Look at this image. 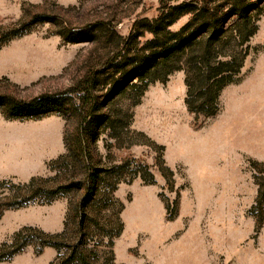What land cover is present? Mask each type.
Wrapping results in <instances>:
<instances>
[{"label":"trees","instance_id":"obj_1","mask_svg":"<svg viewBox=\"0 0 264 264\" xmlns=\"http://www.w3.org/2000/svg\"><path fill=\"white\" fill-rule=\"evenodd\" d=\"M85 1L58 9L72 13ZM119 2L124 14L114 8L109 15L83 26L70 27L67 22L58 32L66 42L89 44L84 59L78 63L82 71L67 88L29 98L0 91V114L7 120H39L56 115L75 125L69 138L63 134L64 153L47 162L54 176H33L23 183L0 181V186L10 184L9 193L0 196V217L7 209L33 202L50 204L66 197L63 229L50 233L34 226L20 227L9 241L0 243V262L32 245L36 254L44 247L57 251L49 264H117L112 246L123 228L120 212L124 203L114 192L125 179L139 177L152 184L155 178L148 165H143L140 173L129 166L128 159L104 166L96 151V141L106 131L115 141L127 135L133 113L124 107V102L130 106L138 104L150 84L164 83L176 71L184 73L187 111L195 120L215 116L222 90L239 81L238 75L250 53L249 41L264 11V0H158L156 15L144 16L143 10L135 13L123 35L117 25L134 14L133 9L142 0H135L131 9L128 0ZM39 5L42 7L43 3ZM21 10L23 14L29 11L24 4ZM43 12H31V20H41L45 17ZM183 17L186 21L178 29H171ZM9 35L4 42L10 39ZM1 81L9 83L5 77ZM132 144L136 143H128ZM159 158L158 169L172 187L174 173L165 165L162 155ZM74 164L80 166L79 178L68 173ZM248 165L257 184V195L249 209L257 233L264 218V161L249 159ZM63 170L64 178L60 180ZM176 196L172 212L164 202L167 219L177 213L179 191ZM113 207L116 210L111 215L105 214ZM101 219L107 223H101ZM101 246L105 247L102 255L98 250Z\"/></svg>","mask_w":264,"mask_h":264},{"label":"rangeland","instance_id":"obj_2","mask_svg":"<svg viewBox=\"0 0 264 264\" xmlns=\"http://www.w3.org/2000/svg\"><path fill=\"white\" fill-rule=\"evenodd\" d=\"M119 1L121 0H87L75 11L68 14L58 9V6L66 7L67 5L56 0H41V2L34 4L36 7H29L28 5L33 3L22 1L21 7L24 4V7L29 9L27 14H23L22 10L20 11L15 7L13 0L11 14L0 15V71L8 76L7 80L9 81V83L0 82V91L12 93L19 98H29L42 92H56L67 88L72 83L73 78L82 71V69H78V63L84 59L89 44L88 42H66L58 32L63 30V25L67 22L70 27L83 26L95 21L100 16H106L107 13L109 15L114 8L119 13L124 14L121 10L122 4ZM42 3L43 6L39 7V4ZM134 3L135 0H128V8H134ZM157 6L158 0H142V4L133 9L134 14L117 25V30L125 35L135 13L143 10L144 16L153 17L156 15ZM129 9L127 10L130 11ZM31 12H43L45 17L33 21L31 20ZM185 21L186 17L179 19L171 26V29H178ZM15 31L18 35L13 36L12 33ZM10 33L11 37L5 43L4 40L10 36ZM249 47L250 53L245 60L242 72L238 75L239 81L231 83L223 89L219 102L222 109L219 115L223 113L226 107L233 104V97L242 100L245 105L257 102L264 105V93H253L257 89L264 92V11L258 20V29L249 41ZM0 78L2 77L0 76ZM183 79V71H176L164 83L150 84L138 104L130 106L128 102H124V107L129 108L133 113L128 136L124 134L122 138L115 141L108 136L106 131L96 141V151L102 157L104 166L118 164L124 159H128L129 166L141 173L143 171L142 166L148 165L149 170L154 175V183H145L139 177L131 181L125 179L118 184L116 195L118 200L128 205V208L134 203L143 204L145 207L147 204L148 209L153 211L155 217L161 218V220L165 217L162 209L164 202L169 204L172 212L177 191L180 192V196L186 197L187 209L192 214L194 212L191 208L196 197L193 182L187 177L184 167L178 162V158L174 157L172 151L174 149L175 152V147L171 146L170 148L171 134L174 132L175 137L178 138L182 131L181 125L196 128L199 124L204 123L203 126H205L213 121V119H209L204 122L201 118L195 120L194 115L187 111L184 103L186 88ZM251 90L253 92L249 93ZM73 96L74 94L71 95V97ZM73 101H76L75 96ZM163 111L168 113L166 114V116L169 115L168 119L164 117ZM52 116L58 117L63 122V130L69 138L75 127L73 121L56 115ZM168 138L169 140L166 142ZM130 141H134L136 144L129 146ZM172 144L174 145V143ZM159 146H163L164 149L161 151ZM161 155L165 165L174 170L172 187L166 183L158 169ZM69 170L70 176L73 175L76 178L81 176V169L77 164L73 165V170L71 168ZM63 172L64 170L59 173L58 178L60 180L64 178ZM54 175L55 172L51 171V174L46 176L52 177ZM236 180V185L242 184L241 180ZM9 186L10 184L0 186V196L9 193ZM254 195V186L250 191H238L235 200V225L230 226L227 232H225L226 228L222 224L212 228L219 233L221 240L225 233L234 234L236 241L242 238L232 250L231 257L228 258L225 254H220L219 264H248L249 259L251 264H264L262 251L264 239L262 240L259 232L254 233V219L246 214ZM57 200L49 207L58 209L59 205H63L65 200L67 201V198L62 197ZM39 206L41 205L33 202L21 209L5 210L0 217V243L9 241L12 232L17 227L18 220L28 215H35L41 209ZM115 210L116 207H113L105 214L111 215ZM105 220L101 219L100 222L107 223ZM250 221L251 231L249 232ZM185 222L190 224L193 232H196L194 216H189ZM203 227L206 229V226ZM144 235L141 237L144 238ZM138 252L139 249L133 251L135 254Z\"/></svg>","mask_w":264,"mask_h":264},{"label":"crops","instance_id":"obj_3","mask_svg":"<svg viewBox=\"0 0 264 264\" xmlns=\"http://www.w3.org/2000/svg\"><path fill=\"white\" fill-rule=\"evenodd\" d=\"M14 1L15 7L20 11L22 1L33 4L41 2ZM56 1L72 5L79 0ZM12 4L13 0H0V15H10ZM0 76L8 77L2 71ZM252 92L253 90L249 91ZM253 93L264 92L257 89ZM233 99V104L226 107L223 113L219 115L222 109L220 106L215 116L206 119H213L211 123L205 126L204 123L199 124L196 128L181 125L180 137H175L174 132L171 134L170 148L174 146L175 152L174 149L171 151L195 186L196 197L191 208L194 214L187 209L186 197L180 196V192L177 213L172 219H167L165 206L162 208L165 217L161 220L155 217L147 204L145 207L134 203L129 208L124 204L120 212L123 228L113 240L112 246L115 263L219 264L220 254H225L228 258L232 256V250L242 238L236 241L234 234L225 233L221 240L219 233L212 228L222 224L227 232L230 226L235 225L236 193L250 191L252 186L255 188V195L251 198L246 214L253 218L249 209L257 195V184L253 180L248 160L264 161V105L259 102L245 105L237 97ZM63 126V122L52 115L39 120L18 121L7 120L0 114V181L23 183L33 176L51 174L47 162L65 151ZM168 140L169 138L166 142ZM236 179L241 180L242 184L236 185ZM114 196L118 198L116 190ZM56 201L58 200L45 204L48 206H39L41 209L33 216L20 218L14 231L28 225L50 233L60 232L63 229L67 201L59 205L58 209L49 207ZM189 216L195 217L196 232L185 222ZM248 231H251V221ZM258 232L263 240L264 218ZM141 235L145 237L142 238ZM136 249L139 252L135 254L133 251ZM98 250L102 255L105 247L101 246ZM262 251L264 253V246ZM56 255L57 251L52 247H44L36 254L35 247L28 245L10 260L0 264H49ZM248 264H251L250 259Z\"/></svg>","mask_w":264,"mask_h":264},{"label":"bare ground","instance_id":"obj_4","mask_svg":"<svg viewBox=\"0 0 264 264\" xmlns=\"http://www.w3.org/2000/svg\"><path fill=\"white\" fill-rule=\"evenodd\" d=\"M163 113H164V117L168 119V118H169V117H168L169 115L166 116V114H168V113L165 112V111H163Z\"/></svg>","mask_w":264,"mask_h":264}]
</instances>
